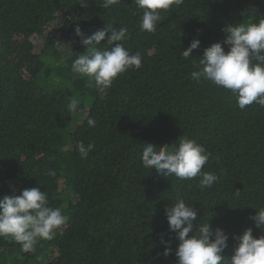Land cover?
Masks as SVG:
<instances>
[{
  "label": "trees",
  "instance_id": "trees-1",
  "mask_svg": "<svg viewBox=\"0 0 264 264\" xmlns=\"http://www.w3.org/2000/svg\"><path fill=\"white\" fill-rule=\"evenodd\" d=\"M249 15L264 16V0H184L161 10L149 33L139 26L134 0L109 9L98 0H0V198L38 187L68 217L32 252L0 237V264H177L178 240L165 214L177 194L199 210L193 231L203 218L229 234L225 256L247 228L264 234L250 219L264 206V107L241 110L229 91L191 80L193 59L181 55L198 37L193 57L202 56L223 42L228 23ZM107 23L127 27L122 43L141 55L142 67L101 92L71 65L86 51L76 27L90 35ZM58 41L75 53L63 54ZM50 60L61 80L48 88L43 73ZM184 137L209 153L204 170L219 177L212 188L201 191L198 178H166L143 167L147 142L171 145ZM80 141L95 144L86 159L76 148ZM162 234L172 248L167 257Z\"/></svg>",
  "mask_w": 264,
  "mask_h": 264
},
{
  "label": "clouds",
  "instance_id": "clouds-1",
  "mask_svg": "<svg viewBox=\"0 0 264 264\" xmlns=\"http://www.w3.org/2000/svg\"><path fill=\"white\" fill-rule=\"evenodd\" d=\"M120 2L98 0L105 9ZM183 3L184 0H134L136 7L142 11L139 21L141 30L155 32L157 24L162 21L161 10L179 8ZM241 15L245 17V13ZM113 24L107 23L105 28L90 35L79 26L75 29L86 51L72 61L71 70L94 82L101 92L109 89L120 74L142 67L141 55L132 54L122 43L128 35L127 27L120 26L117 29ZM222 31L225 33L223 42L212 43L203 50L202 56L193 57V50L201 44L198 37L182 49L183 59H193L190 79L210 82L229 91L241 110L252 104L264 107V16L253 18L249 15V18L235 24L228 23ZM102 43L105 46L99 47ZM224 45L229 46L227 51ZM56 46L69 57L75 53L68 43L58 41ZM197 57L199 59L195 60ZM77 104L78 101L72 99L68 111L74 113ZM96 124L95 118L87 119L89 127H95ZM76 148L80 157L86 159L95 144L90 142L85 145L80 141ZM140 160L144 168L153 169L166 178H198L197 187L201 191L212 188L219 179L216 173L204 170L209 160L205 146L188 137L179 138L171 145L156 146L147 142L143 146ZM255 208L258 211L250 219L264 232V206ZM198 211L193 203H189L180 194L165 207L169 230L175 233L178 240L175 249L177 264H264V234L256 237L253 229L247 228L242 234L233 237L238 243L233 253L225 256L223 253L228 247L229 234L220 227L213 229L210 219L203 218L193 231ZM67 220L68 217L60 208L49 206L46 191L38 187L25 188L19 195L0 198V237H11L25 253L34 251L38 240L53 239ZM160 242L164 245L162 255H171L170 241L165 235H161Z\"/></svg>",
  "mask_w": 264,
  "mask_h": 264
},
{
  "label": "rangeland",
  "instance_id": "rangeland-1",
  "mask_svg": "<svg viewBox=\"0 0 264 264\" xmlns=\"http://www.w3.org/2000/svg\"><path fill=\"white\" fill-rule=\"evenodd\" d=\"M50 61L51 62H49L48 66L46 67V69L44 70V73H43L44 77L50 80L49 84L47 85L48 88H50V85L56 86L57 82H59L61 80V77L59 75H57V73H55V71L52 68V65H53L52 61L53 60H50ZM44 85H46V84H44ZM62 88H65V87L62 86ZM71 89H72V87L69 89V91H71Z\"/></svg>",
  "mask_w": 264,
  "mask_h": 264
}]
</instances>
